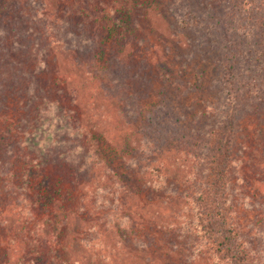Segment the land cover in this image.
<instances>
[{
  "label": "trees",
  "instance_id": "obj_1",
  "mask_svg": "<svg viewBox=\"0 0 264 264\" xmlns=\"http://www.w3.org/2000/svg\"><path fill=\"white\" fill-rule=\"evenodd\" d=\"M60 1L47 0L54 19L48 15L37 24L38 35L50 43L36 39L25 47L39 69L56 41L52 84L37 91L43 94L36 112L7 125L0 120L8 128L0 135V151L26 147V155L19 148L20 155L9 161L0 157V199L9 191L22 208L14 219L0 215L1 235L14 245L38 232L39 241H32L45 248L43 264H264V213L251 229L256 223L240 222L231 185L234 134L244 130L245 117L264 109V102L252 105L255 96L264 101V0ZM13 18L4 23L0 17L1 31L15 33ZM89 27L92 36L84 32ZM147 28L161 46L150 51H159L164 61L174 59L180 72L186 63L181 62L193 58L189 72L209 66L218 75L210 81L211 95L207 78L198 73L206 91H197L201 109L192 101L184 106L179 113L187 116L180 126L165 116L168 124L158 133L163 136L151 149L116 138L126 122L119 118L124 85L129 87L120 67L146 60L140 36ZM163 29L169 37L161 35ZM7 49L0 71L9 75L15 59ZM69 54L75 57L59 61ZM158 65L154 74L171 86L172 66ZM195 76H190L194 83ZM192 85L188 82L187 91ZM24 117L32 119L30 132H21ZM79 141L90 144L88 152L75 145ZM5 165L10 167L1 169ZM78 189L79 195L70 194ZM160 206L166 211L162 217ZM39 209L41 215L33 217ZM34 221L37 231L28 227ZM144 227L153 235L141 233ZM127 232L135 254L115 249ZM152 245L159 251L166 246L164 260L158 251L144 249ZM32 253L27 250L14 264H36Z\"/></svg>",
  "mask_w": 264,
  "mask_h": 264
},
{
  "label": "rangeland",
  "instance_id": "obj_2",
  "mask_svg": "<svg viewBox=\"0 0 264 264\" xmlns=\"http://www.w3.org/2000/svg\"><path fill=\"white\" fill-rule=\"evenodd\" d=\"M58 1L61 2L60 0ZM46 3L47 0H15L13 3L12 0H0V17L4 18L3 22L6 23L7 19L13 16V19H16V21H12L15 33L1 31L3 27L0 25V57L5 51L4 49L8 48L7 50L14 51L12 57L15 59V65L13 67L15 71L13 74L9 73V75H7L0 71V120L1 117H3L6 125L15 121L14 119L20 117L21 114L25 115L31 111H37V107L41 105L40 99L43 94H41V89L44 85L50 86L52 84L55 68L58 67V48L56 49V41L54 40L50 45V52L45 56V62L40 64L39 69L33 67L32 63L27 59L28 56L26 57V52L30 50L25 47L29 46L30 48L32 40L38 39L39 42L43 44L49 39L38 35V33H41L42 28L37 25L38 23H42L41 19L45 22V17L48 15L53 18L52 11H49V6L46 5ZM66 4H68V2ZM35 16L38 18L37 21H33L32 24L29 25L27 19L29 22V18ZM24 20H26V25L23 24ZM89 28V30L85 28L84 32H87V35L89 33V35L92 36V27ZM33 29L40 32L34 34L32 31ZM147 29L148 30H144L140 36L142 47H144L142 49V57L146 60H132L129 62L130 64H123L122 68L120 67L123 76L126 71L127 80H129V87H127L126 84L124 85V87H126L123 89L124 92L122 96L124 107L119 118H124L126 122L123 127L121 139L119 136L116 138L118 141L117 143L122 141L127 144L128 139L133 144L135 142L136 145L141 143L144 147L151 149L156 143H158V138L163 136V134L161 135L158 133H163V122L168 124L165 120V116H167L172 122L173 120L176 121V125L180 126L181 122L184 121L187 116L184 115L182 117L181 113H179L184 110V106H189L192 101L195 110L201 109L202 104H200V98L197 96V91L200 89L204 92L206 91L202 84L203 82H201L200 79H197L199 77L207 78L205 88L209 91L210 81H216L218 75L215 68L209 69V66H202L199 71L189 72L188 70L194 62L193 58L190 61L181 62V64L183 62L186 63L184 70L180 72L178 70L179 63L174 61V59L171 58V60L164 61L162 56H159V51H150V47H152V50H154L155 47L156 49L159 47L161 50V46L159 45L160 42L158 38H153L152 34L154 33L149 32V28ZM161 35L163 37H169V33L165 29H163ZM48 43H50V39ZM214 45L215 44H213V46ZM206 46L207 45L204 47L206 48ZM213 46H209V48L213 49ZM69 57L71 58L75 56H70V54L69 56L61 55L59 61H61V59L64 61L68 60ZM160 57L161 59L159 61ZM150 60L152 62H150ZM156 61H159L157 62L159 63V68L172 66V74L171 76H168L169 80H174L171 86L166 87L167 84L163 82L164 80L162 78L159 79V77L154 74L156 68L155 64H157ZM153 70L154 72L152 75L151 71ZM199 72H201V76L198 77L197 75ZM191 75H196V83L191 80ZM190 81L193 83L191 87L194 89L187 91V85ZM39 89L41 91L37 92ZM164 90L165 92H163ZM164 93H166V95H164ZM210 94L214 95L211 92ZM255 97L257 100L252 105H259L264 102L260 101L258 96ZM164 101L167 103V107L171 110L168 108V111L166 110V106L163 104ZM138 111H141L142 116L138 114ZM164 112L165 115H163ZM24 120L25 121L21 122L22 124H19L22 129L21 132H23V130L25 132H30L29 127L30 123H32V119L24 117ZM240 128H243L244 130L240 133H235L233 140V157L235 162H233L231 169L233 175L231 185L235 189L233 191V196L236 204L239 206V212L241 213H239V220L244 224H249L251 222L256 223L255 226H250L251 229L260 224L259 222L264 213V109L260 112L251 113L249 116L245 117ZM7 129L8 128L0 122V135L7 134ZM98 130L101 132L102 127L98 128ZM0 145H2V142H0ZM75 145L83 147L85 153L88 152V147L90 146V144H87L86 142L83 143L82 141L75 143ZM17 147L18 149L16 147H10L11 149L8 148L6 152L0 151V157L9 161V157L20 155V149L23 150V155H26L25 146ZM9 167L10 166L7 167V165H5V167L1 169L5 170ZM15 167H18V165H12V169ZM239 187L242 190H239ZM78 191L79 189L77 191L72 190L70 194L79 195L77 194ZM7 192L8 194H5V198L0 199V215L13 217L14 219L15 216L13 213L22 210L21 203L16 199L17 195H13L9 191ZM16 192H18V190H16ZM154 202L158 205V201ZM159 210L161 212L159 213V217L165 215L166 211L162 210L161 206L159 207ZM250 210L252 211L248 213ZM39 215H41V209L34 212L33 217L37 218ZM132 219H134V223L138 224V222H140L139 218L134 217V215ZM37 221L42 222V218H38ZM137 224L134 229L138 228ZM36 225L37 222L35 223L34 221V223L31 222L28 227L31 231H37L35 227ZM132 226L134 225L132 224ZM77 229L80 231L81 226L78 225ZM128 229L129 227H127L126 230ZM143 232H145V234L150 233L146 227H144V230H142L141 233ZM129 235H132V233L127 232L124 236L121 235L122 242L118 243L115 247L118 252L129 251L130 253L135 254L138 251L134 246L128 244ZM37 236H39L38 232L31 236L30 241L27 242L24 240V242L16 243L14 244L16 246H14L0 233V264H14L16 259L26 258L27 254L24 253L27 250L33 252L31 258L36 260V264H43L44 261L42 260L41 255L44 253L45 248L40 242L34 243L32 241L33 239L39 241V238L36 239ZM117 240H119L118 237ZM23 247H26L25 252L23 251ZM165 247L162 248L164 249L162 251H159V248L154 245L144 249L158 251L159 253L157 256L160 257L162 255L160 258L164 260L166 257ZM163 252L165 254H163ZM46 264H49V262L47 261Z\"/></svg>",
  "mask_w": 264,
  "mask_h": 264
}]
</instances>
